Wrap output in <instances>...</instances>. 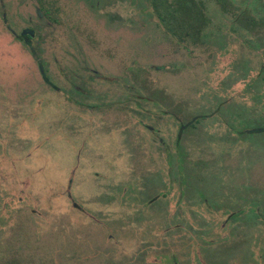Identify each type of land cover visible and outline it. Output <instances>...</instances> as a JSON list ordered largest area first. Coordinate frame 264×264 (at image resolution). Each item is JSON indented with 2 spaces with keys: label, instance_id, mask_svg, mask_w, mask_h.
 Wrapping results in <instances>:
<instances>
[{
  "label": "rangeland",
  "instance_id": "374dc122",
  "mask_svg": "<svg viewBox=\"0 0 264 264\" xmlns=\"http://www.w3.org/2000/svg\"><path fill=\"white\" fill-rule=\"evenodd\" d=\"M54 1L49 23L35 0H0V264H264V216H245L233 236L209 205L223 178L241 180L264 213V132L233 142L232 131L264 128V89H246L264 50L248 48L251 35L213 3V37L195 47L169 35L146 0ZM28 26L61 91L16 39ZM96 69L115 93L67 91L70 71L94 90ZM195 115L208 116L185 130ZM184 126L189 188L209 202L168 175L166 151ZM226 249L241 254L221 258Z\"/></svg>",
  "mask_w": 264,
  "mask_h": 264
},
{
  "label": "flooded vegetation",
  "instance_id": "af4514ba",
  "mask_svg": "<svg viewBox=\"0 0 264 264\" xmlns=\"http://www.w3.org/2000/svg\"><path fill=\"white\" fill-rule=\"evenodd\" d=\"M97 0H92V2H94V6H97L96 3ZM143 4L144 2V8L145 7V2L148 0H140ZM36 2V13H37V17L38 19H43V20H47L49 23L50 22H58V17L57 14L59 12V9L55 3L54 0H35ZM154 12V10H153ZM155 13V12H154ZM156 15V13H155ZM157 16V15H156ZM158 18V17H157ZM159 19V18H158ZM161 23V22H160ZM12 33H14L13 30H11ZM34 36H36V28L35 27H31L28 26L24 29H22V31L19 34H15L16 39H18L19 41L23 42L25 45H27L30 50L31 53L33 55V57L35 58V60L38 63L39 66V71L41 76L43 77V80L46 84H48L49 86L57 89L58 91H61V88L57 87L56 84L53 82L52 78L49 75V72L47 70V67L44 63V61L42 60V58L40 57L39 51L34 47V49L31 48V41L34 38ZM93 73L95 75H99V80L97 81V83L94 86V90L90 89L89 87V81L88 78L83 77V75L81 74V72L79 71H70V77H69V83H70V88L69 90H67L69 93H79L81 95H83L84 93H115L112 92L109 89H105V86L103 85L102 87H99L98 82L99 81H107V83H109V79L107 77H102L99 73V70L96 69L93 71ZM90 80H94L93 78H89ZM130 84V83H127ZM100 88V89H99ZM125 90H129V93L132 92L131 89H127L125 86ZM137 92H141V91H137ZM133 93V92H132ZM141 97V96H140ZM142 105L140 106V108L142 109ZM216 110H219L216 109ZM215 110V111H216ZM215 111L213 113H215ZM194 118V117H193ZM192 120V119H190ZM186 121L185 126H187V128L180 129L176 140H175V151H171L170 148L167 149L166 151V157H167V161L171 164V166L173 167V169H171V171L168 172L169 177L171 178L172 182H178L181 186V194L182 195H187L188 198H194L195 202H197V199L202 198L204 200H206V202H209V199L207 197H201L200 193H198L197 191H193L190 187V185L188 184L189 181L191 180L190 175L188 174L190 171H187L185 168L180 169V164L181 162L184 163L188 162L186 161L187 158H189V156H187L186 154L181 152V142H182V135L184 133L185 130L196 126L199 122L194 121L192 123H189L191 121ZM183 129H185L183 131ZM183 132H182V131ZM243 129H234L232 128V131L235 132L236 137L234 138L233 142H238L239 140L243 139V136H245V134H243L241 131ZM248 130V129H247ZM183 146V144H182ZM184 148V146H183ZM207 163V162H205ZM200 165V164H199ZM183 166V165H182ZM186 167V165H185ZM235 170H232L230 174H233ZM236 175V173H235ZM239 177L241 178L242 175L239 173L238 174ZM227 177V176H226ZM223 183V194L221 195V201H214L215 203L212 204L213 202H209V205H213L215 206V210L218 209H222L226 214H227V218H228V224L227 226H231V230H230V235H236L238 233H240V230H243L244 228H246L245 222L243 221L245 216H252L254 217V219H257L260 221V217L264 216V213L258 212L259 208H257V210L255 208H252V202H255L258 200V195H253L252 199L250 195H245L244 192V182L240 180V182L237 180L235 182H231L228 181L226 178H223L222 180ZM239 184H241V191H236L233 192V185H236L237 187L239 186ZM251 185L252 188V193H255L257 190H259L258 187H254L252 184ZM251 199V202H249V200ZM243 228V229H242ZM229 236V235H228ZM206 253V252H204ZM211 253H214L213 255L216 257V255H218V251H212ZM221 258H225L227 259V257L229 256H238L241 254L240 249L237 250H227L226 251H221L220 252ZM221 261V260H219ZM214 262V261H213Z\"/></svg>",
  "mask_w": 264,
  "mask_h": 264
},
{
  "label": "trees",
  "instance_id": "16d2710c",
  "mask_svg": "<svg viewBox=\"0 0 264 264\" xmlns=\"http://www.w3.org/2000/svg\"><path fill=\"white\" fill-rule=\"evenodd\" d=\"M165 31L178 42L187 46H199L213 37L211 4L233 19L232 27L245 30L243 43L252 50H264V0H148ZM244 38V39H243ZM244 73L242 78H246ZM264 89V62L259 72L248 82L246 89ZM208 115H195L197 121ZM248 121H245L247 123ZM182 129V128H181ZM182 131V130H181ZM243 134L263 133L264 128L243 129ZM183 165V166H182ZM185 168L183 162L180 169Z\"/></svg>",
  "mask_w": 264,
  "mask_h": 264
}]
</instances>
